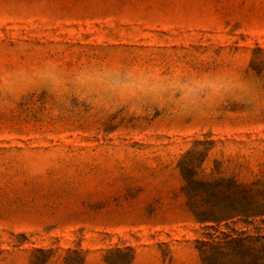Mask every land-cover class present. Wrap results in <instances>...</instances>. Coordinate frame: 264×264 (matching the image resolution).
<instances>
[{
    "label": "rangeland",
    "instance_id": "obj_1",
    "mask_svg": "<svg viewBox=\"0 0 264 264\" xmlns=\"http://www.w3.org/2000/svg\"><path fill=\"white\" fill-rule=\"evenodd\" d=\"M45 62L238 80L254 99L0 107V264H203L199 241L264 235V217L196 223L180 168L194 152L201 177L264 183V0H0V72Z\"/></svg>",
    "mask_w": 264,
    "mask_h": 264
},
{
    "label": "clouds",
    "instance_id": "obj_2",
    "mask_svg": "<svg viewBox=\"0 0 264 264\" xmlns=\"http://www.w3.org/2000/svg\"><path fill=\"white\" fill-rule=\"evenodd\" d=\"M42 91L55 108L70 109L73 101L93 111L110 112L131 102L133 110L169 102L194 110L206 106L213 96L230 95L251 102L253 89L245 82L213 77L165 76L155 71L120 64H87L71 72L52 63L36 71L17 67L0 72V107L14 106L28 93Z\"/></svg>",
    "mask_w": 264,
    "mask_h": 264
},
{
    "label": "trees",
    "instance_id": "obj_3",
    "mask_svg": "<svg viewBox=\"0 0 264 264\" xmlns=\"http://www.w3.org/2000/svg\"><path fill=\"white\" fill-rule=\"evenodd\" d=\"M193 156L194 152H190L180 168L187 206L196 223L213 229L235 219H244L250 224L264 217L263 182L243 184L234 177H201ZM198 244L203 264H264V235L261 234L242 233L235 237L223 233L218 242L210 237ZM257 244L262 246L259 257H256Z\"/></svg>",
    "mask_w": 264,
    "mask_h": 264
}]
</instances>
